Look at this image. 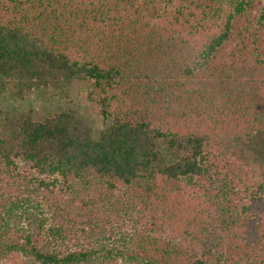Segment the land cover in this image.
<instances>
[{"label": "trees", "instance_id": "obj_1", "mask_svg": "<svg viewBox=\"0 0 264 264\" xmlns=\"http://www.w3.org/2000/svg\"><path fill=\"white\" fill-rule=\"evenodd\" d=\"M76 80L0 111V264H264V3L0 0V95Z\"/></svg>", "mask_w": 264, "mask_h": 264}, {"label": "rangeland", "instance_id": "obj_2", "mask_svg": "<svg viewBox=\"0 0 264 264\" xmlns=\"http://www.w3.org/2000/svg\"><path fill=\"white\" fill-rule=\"evenodd\" d=\"M264 3V0H260ZM89 83L86 81H73L64 92L58 89H43L33 92L23 100H13L8 95H0V111L15 108L18 111L30 113L33 119L42 120L54 113L72 110L88 121L95 131L111 123L103 120L97 113L96 105L87 98Z\"/></svg>", "mask_w": 264, "mask_h": 264}]
</instances>
